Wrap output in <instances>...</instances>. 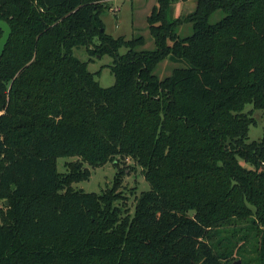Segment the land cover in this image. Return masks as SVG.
I'll return each instance as SVG.
<instances>
[{"label": "trees", "instance_id": "16d2710c", "mask_svg": "<svg viewBox=\"0 0 264 264\" xmlns=\"http://www.w3.org/2000/svg\"><path fill=\"white\" fill-rule=\"evenodd\" d=\"M109 1L0 0L13 30L0 56V264H264V136L249 141L246 111L264 110V0H198L182 19L158 0L152 50L106 33ZM82 46L113 58V86L75 56ZM168 59L186 67L161 79ZM67 156L82 166L61 174ZM130 161L151 187L134 216L115 206L119 175L103 194L73 188L85 163Z\"/></svg>", "mask_w": 264, "mask_h": 264}, {"label": "rangeland", "instance_id": "374dc122", "mask_svg": "<svg viewBox=\"0 0 264 264\" xmlns=\"http://www.w3.org/2000/svg\"><path fill=\"white\" fill-rule=\"evenodd\" d=\"M197 1L198 0L171 1L168 12L170 19H182L190 13H193L198 6ZM108 5L110 8L105 10L101 16L105 23L107 34L114 38L122 36L126 39L143 36L147 39V43L141 49L152 50L155 48V40L149 33L147 17L151 14L155 6H159L158 0H110ZM223 16V11L216 12L210 18L211 23L220 22ZM178 34L182 38L191 36L193 34V25L191 23H186L180 26ZM126 51L127 49L122 48L120 54H124ZM74 54L81 61L89 62L90 72L99 73L97 79L101 86L108 88L115 84L116 77L112 74L110 69V66L113 64L112 57L109 55H104L102 57L90 56L85 46L75 48ZM182 67H186V65L168 59L158 65L155 73L161 79H165L172 74L175 68ZM246 111L252 113L253 119L257 123L256 126H252L250 129L249 141H259V139L264 136V110L256 109L252 105H247ZM79 161L80 158L78 157L67 156L59 158L57 162L58 170L61 174H66L71 169V163L76 162L80 164ZM85 167L91 172L90 178L73 184V188L85 193L103 194V192L114 189L116 178L119 175L122 182L115 194L120 198L115 202V206L121 210V214L134 216L136 202L139 197L138 195L151 188L144 177L142 168L133 161H130L128 164L121 163L118 166L110 162L100 168H94L88 163H85L84 168ZM0 205L3 207L2 203H0ZM248 258H252V255L250 254ZM223 262L224 264H230L232 262L233 264H244L237 256H234L233 259L227 262ZM250 264L255 263L251 262Z\"/></svg>", "mask_w": 264, "mask_h": 264}, {"label": "water", "instance_id": "95a60500", "mask_svg": "<svg viewBox=\"0 0 264 264\" xmlns=\"http://www.w3.org/2000/svg\"><path fill=\"white\" fill-rule=\"evenodd\" d=\"M0 31L3 32L1 38H0V56H2L5 52V49L8 45V41L11 38L12 35V27L4 20L0 21ZM7 204H9V201H7ZM240 264V263H238Z\"/></svg>", "mask_w": 264, "mask_h": 264}]
</instances>
